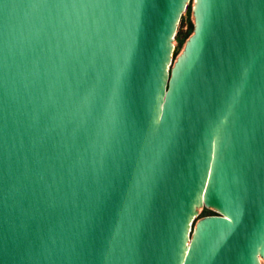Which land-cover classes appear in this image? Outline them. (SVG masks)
Here are the masks:
<instances>
[{
	"label": "water",
	"instance_id": "water-1",
	"mask_svg": "<svg viewBox=\"0 0 264 264\" xmlns=\"http://www.w3.org/2000/svg\"><path fill=\"white\" fill-rule=\"evenodd\" d=\"M190 1L0 0V264H264V0Z\"/></svg>",
	"mask_w": 264,
	"mask_h": 264
},
{
	"label": "trees",
	"instance_id": "trees-1",
	"mask_svg": "<svg viewBox=\"0 0 264 264\" xmlns=\"http://www.w3.org/2000/svg\"><path fill=\"white\" fill-rule=\"evenodd\" d=\"M189 7V6H188ZM188 7H187V9H188ZM185 16H184V14L182 15V17H181V20H180V22H179V25H178V29H177V34H176V37H175V40L177 41V43H178V45H177V48H175V51H174V56H176L178 53H179V51H180V49H181V45H183V43H184V41H185V39H187L188 37V35L192 32L193 33V30H194V27H192V25L190 24V30H189V32L187 31H185L184 30V27H185V25H186V22H185ZM191 33V34H192ZM205 210H204V214L202 213L201 214V217H204V216H209V215H216V212H214L213 210H210V209H206V208H204ZM198 219V218H197Z\"/></svg>",
	"mask_w": 264,
	"mask_h": 264
},
{
	"label": "rangeland",
	"instance_id": "rangeland-1",
	"mask_svg": "<svg viewBox=\"0 0 264 264\" xmlns=\"http://www.w3.org/2000/svg\"><path fill=\"white\" fill-rule=\"evenodd\" d=\"M189 7H188V9L185 11V13H184V16L186 17L185 18V22H186V25H185V27H184V30L187 32H189V30H190V24L192 25V27H194V17H193V6H194V0H191L190 1V3H189V5H188ZM194 31V30H193ZM192 33V32H191ZM189 34L187 37V39H185V41H184V43H183V45H181L182 47H181V49H180V51H179V53L176 55V56H174V58H176L182 51H183V49H184V47H185V44H186V41L189 39V37L193 34ZM177 45H178V43H177V41L175 40V47L177 48ZM204 210L205 209H200V215H199V217H198V219H200V218H203V217H201V214L203 213L204 214ZM205 217V216H204ZM197 219V220H198Z\"/></svg>",
	"mask_w": 264,
	"mask_h": 264
}]
</instances>
